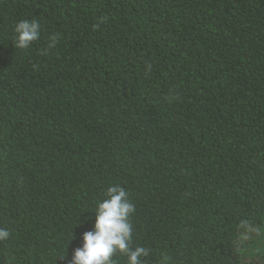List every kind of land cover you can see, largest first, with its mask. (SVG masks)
<instances>
[{
    "label": "trees",
    "instance_id": "obj_1",
    "mask_svg": "<svg viewBox=\"0 0 264 264\" xmlns=\"http://www.w3.org/2000/svg\"><path fill=\"white\" fill-rule=\"evenodd\" d=\"M115 184L142 264H264V0H0V264H70Z\"/></svg>",
    "mask_w": 264,
    "mask_h": 264
},
{
    "label": "clouds",
    "instance_id": "obj_2",
    "mask_svg": "<svg viewBox=\"0 0 264 264\" xmlns=\"http://www.w3.org/2000/svg\"><path fill=\"white\" fill-rule=\"evenodd\" d=\"M40 30L41 25L36 20L18 21L13 30L14 47L29 48L40 38ZM134 211L135 205L126 190L118 184L109 186L105 198L96 206L93 227L82 234V244L74 249L70 264H114L113 257L117 253L127 256V264H142L140 258L146 257L149 250L130 246L132 224L129 218ZM9 236L7 229L0 228V241H6Z\"/></svg>",
    "mask_w": 264,
    "mask_h": 264
},
{
    "label": "rangeland",
    "instance_id": "obj_3",
    "mask_svg": "<svg viewBox=\"0 0 264 264\" xmlns=\"http://www.w3.org/2000/svg\"><path fill=\"white\" fill-rule=\"evenodd\" d=\"M253 234L255 237H257L255 239V242L257 243L256 246L258 248L264 249V227L259 229L257 232L255 231ZM242 250H244V247H242L241 251ZM254 250H255V247L251 246V247H247L244 251H246L247 253H252Z\"/></svg>",
    "mask_w": 264,
    "mask_h": 264
}]
</instances>
